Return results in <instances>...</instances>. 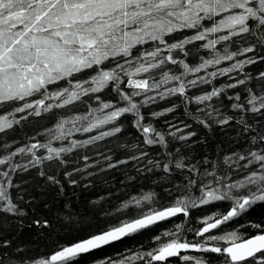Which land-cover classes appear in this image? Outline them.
I'll list each match as a JSON object with an SVG mask.
<instances>
[{
    "label": "snow or ice",
    "instance_id": "obj_1",
    "mask_svg": "<svg viewBox=\"0 0 264 264\" xmlns=\"http://www.w3.org/2000/svg\"><path fill=\"white\" fill-rule=\"evenodd\" d=\"M257 206L264 0H0V264L164 222L93 264H264V221L222 227Z\"/></svg>",
    "mask_w": 264,
    "mask_h": 264
},
{
    "label": "trees",
    "instance_id": "obj_2",
    "mask_svg": "<svg viewBox=\"0 0 264 264\" xmlns=\"http://www.w3.org/2000/svg\"><path fill=\"white\" fill-rule=\"evenodd\" d=\"M163 103H161L160 107H163ZM131 191V190H129ZM227 205H224L220 208V211H226ZM217 208L215 206L210 207L208 211L200 209L196 210L192 213L193 217L196 216H205L209 214V211H216ZM251 220L255 223H260L264 221V207L257 206L249 215L245 216L243 219L238 221L231 222L227 226H222L227 228L228 231H232L235 229H239V235H241L242 239H247L249 236L254 235L255 231L251 228H241L240 224L245 223L246 221ZM100 227H106L105 224H101ZM172 225L168 222L161 223L156 228L151 230H146L141 234H137L133 238H125L122 242H117L114 245L105 247L94 253L87 254L79 259V264H93V261H99L103 257L114 255L115 253H119L124 251L126 248H132L134 246L143 245L145 248H151L153 245L151 243L152 237L159 234L158 230H163L165 228H170ZM86 234H81V236H76L75 234L71 237L67 238V242H74L76 239L84 237ZM43 252L48 253L49 249H42Z\"/></svg>",
    "mask_w": 264,
    "mask_h": 264
},
{
    "label": "water",
    "instance_id": "obj_3",
    "mask_svg": "<svg viewBox=\"0 0 264 264\" xmlns=\"http://www.w3.org/2000/svg\"><path fill=\"white\" fill-rule=\"evenodd\" d=\"M106 247H108V246H106ZM105 248V247H104ZM98 251V250H97Z\"/></svg>",
    "mask_w": 264,
    "mask_h": 264
}]
</instances>
